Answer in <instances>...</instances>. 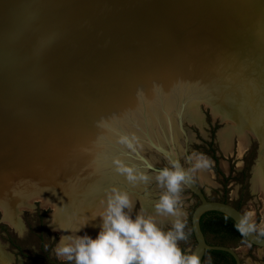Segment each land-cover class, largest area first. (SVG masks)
<instances>
[{
  "label": "rangeland",
  "instance_id": "obj_1",
  "mask_svg": "<svg viewBox=\"0 0 264 264\" xmlns=\"http://www.w3.org/2000/svg\"><path fill=\"white\" fill-rule=\"evenodd\" d=\"M173 2L174 0H0V63L4 59L10 61V66L13 68L12 70L5 69L7 71L6 75L7 77L10 75L13 81L19 83L22 82L20 73L22 72L23 76L28 75V71L33 73L34 65L38 60L45 62L48 67L56 65L53 71L63 67L64 71L60 72L66 73L71 70L70 62L74 59H80L81 53L84 52H87L86 55H88L93 51H98L104 59L108 55H114L116 59L127 61L143 57L141 55L148 53L146 51H159L162 49L168 53L169 58L166 60L168 62L177 59L183 60L187 65L197 67L210 78L214 74L216 80L221 81V86L224 87L223 91L226 95L228 84L223 83L222 78L228 74L229 67L233 70L238 66L236 72L238 70L240 72L237 76L244 79L246 71L244 85L241 87L240 83L236 82L235 85L229 86L228 99L227 96H224L220 103L214 106L217 111L224 114L225 118L234 120L239 124L240 134L234 136L237 137V149L238 140L241 137L247 139L249 147L239 159L236 158V152H233L234 149L230 152L232 156L230 154L224 156L221 152L217 134L220 139V134L224 131H230L231 127L220 118H214L211 108L199 105L203 117L201 125L191 123L187 119L183 120L182 126L186 131L187 140H185L183 132L178 127L175 112H172L171 118H168L169 112L163 113L161 107L156 110V113H160V115L158 114V117H160L158 118L159 122H163V124L174 123L177 129V131L174 130L176 138L174 151L177 153L176 157L179 163L185 170L190 167L187 156L191 158L193 166L198 158L207 161L206 166L200 169H191L194 180L199 183L207 197L212 200H225L234 206H239L244 214L252 213L251 220L257 226V232L259 233L260 227L264 226V191L262 195V190H255L254 183L258 175L262 178L259 173L264 165V142L260 134L256 133L255 128L258 126L257 128L264 131V118H261L262 122H255L247 126L248 120L253 117V115L250 116L251 111H257L259 116L263 112L260 103L257 102L259 99H253L252 103H248L244 99L249 97V83L250 85L254 84L261 76L260 69H264V12H262L264 11V0H250L247 3L244 0H185L187 3L185 11L174 8ZM220 30L224 34L228 33L233 37L231 38V41H233L231 49H233L234 54L231 58L228 57L226 52L221 53L222 56L219 58L216 55V52H218L216 47L218 37L215 36ZM7 37L13 43H10ZM224 37H219V39ZM224 40L227 41V39ZM226 41L224 42L226 43ZM37 49L41 50L40 55H36ZM24 60H27L28 67L22 69L20 63ZM158 62L163 61L159 60ZM3 70V67L0 66L2 77L5 75ZM23 81H25L24 78ZM172 91L173 89L170 87L165 90L159 83L151 84L150 91L146 96H144V92L139 93L144 101L139 100L138 106L127 107L129 109L137 107L139 112L138 121L135 118L132 119L133 116L128 119L134 120L136 122L134 125L147 119L149 125L152 124L151 128L159 131L152 104L156 105L160 100L163 102V99L170 95ZM250 95L254 96L251 98L259 96L258 92L253 90H251ZM143 102L144 105H142ZM0 108L2 111L3 108ZM9 108L12 111L11 113L17 112L14 104L10 105ZM5 109H7V106H5ZM1 111L0 115L3 112ZM241 117L243 119L242 124L237 121V118L240 119ZM23 118L25 119V117ZM172 118H175L174 122ZM3 129L0 130V135L3 137V139L0 138V145L4 146H0V154L8 155L15 152L14 147L18 145L15 137L17 133L15 134L14 130L10 133L7 129ZM246 129L255 133V137L248 136L245 132ZM165 130H167L165 136L171 141L169 128H165ZM155 133V131L150 132V137L157 141L158 137ZM262 136L264 137L263 134ZM161 138L163 139L162 136H160ZM140 140H143V138ZM7 144L12 147V151L5 149ZM234 144H236V140L233 141V146ZM168 147L166 146L167 150ZM221 147L225 153L226 150L222 144ZM141 153L158 171L171 166V162L164 155L150 146L143 149ZM225 160L228 161L230 169L223 172L221 167L223 162H226ZM238 160L241 161L242 165L240 169L236 167ZM0 161L3 162L2 157H0ZM140 167L139 170H142L143 174L147 175L149 179L140 186V191L144 195L131 193L135 197L133 207L130 211L128 209H125V211L133 219L138 214L148 217L142 212L144 211V205L147 204V208L155 209L156 202L166 191L158 185L155 179L158 171L149 167ZM19 175L21 176L22 173ZM23 175L28 177L30 174L23 171ZM40 176L37 177L38 179L31 178L27 184L26 178L12 181L11 179H4L8 177L4 175L0 179V207L7 209L9 212L12 211L10 220L14 221L17 216L19 217L18 220L12 222L13 226H9L0 214V224H5L7 227L6 232L0 228L1 254L9 258L11 264V257H8L6 252L12 256L13 264H19L21 260L50 264L45 263L43 257L29 258L26 256L34 257L47 252V258L52 262L74 264V262L57 258L54 249L60 241V236L55 233V230L66 232L67 228L71 227V230L76 229L75 232H80L81 236L87 234L93 239L96 238L100 229H92L83 225L85 219L97 222L99 216L86 214L82 210L77 212L79 210L77 205H91L92 209L96 210L98 208L99 210L101 206L99 202L104 200L100 193L105 192L107 195L108 188L100 189L99 192L95 193L84 192V190L80 192L64 178L42 176L43 181H41ZM53 180L62 183L57 185V189L48 186V191L52 195L48 193V197L45 198L52 204L60 206L58 208H62L61 210L64 213L68 206L72 209L75 208L74 215L65 217L58 213L54 214L53 210L43 208L39 203L30 206L31 210H23L24 212L18 213L15 205L20 203L28 206L30 198L24 199L14 196V194L17 195L13 191L14 189H33L39 183L49 184ZM140 183L141 181H137L135 185L137 186ZM112 187H115V185ZM56 195L70 198L67 207H64L65 203ZM177 195L178 215H160L163 218L165 216L166 218L172 217V220L160 224L159 227L164 231H168L172 229L173 223L179 220L184 226L183 231L187 238L179 241L178 244L185 254H190L196 243L190 218L199 200L189 192L183 183ZM11 202L16 203L11 207ZM155 213L157 212L155 211ZM58 222H62L59 228L56 227L59 224ZM69 233L73 234L72 231ZM8 237L13 238L15 243L19 244L24 255L17 254L18 250L10 247L9 242L6 240ZM205 237L211 244H221L233 248L239 255L241 264H264V247L239 243V239L233 235L225 232L213 233L208 229H205ZM45 245H47L46 250ZM40 247L43 248V251L39 249ZM245 247L247 248L243 250Z\"/></svg>",
  "mask_w": 264,
  "mask_h": 264
},
{
  "label": "water",
  "instance_id": "obj_2",
  "mask_svg": "<svg viewBox=\"0 0 264 264\" xmlns=\"http://www.w3.org/2000/svg\"><path fill=\"white\" fill-rule=\"evenodd\" d=\"M8 41L13 43L9 38ZM146 52L148 53L141 55L143 57L127 61L116 59L114 55H108L104 59L98 51H93L88 55H86L87 52H84L81 53L80 59H74L70 64L66 62L71 67V70L66 73L60 72L64 71L63 67L53 71L56 65L48 67L45 62L38 60L34 65V75L29 71L28 75L24 76L22 72L20 73L23 83L13 81L10 75L7 77L5 69L12 70L13 67L10 66L9 60L4 59L0 63L5 74L3 77L0 75V107L3 108V112L0 108L2 112L0 130L5 128L10 133L14 130L17 137L24 138V141L26 139L29 153L37 157L32 158L34 163H39L41 158L46 159L45 154L52 156V158L64 162L67 171H69L68 174H71L73 178L93 177L95 180L103 176L101 180L106 182L107 175L112 170L110 166H115L113 161L115 159L126 160L129 153L141 155L143 164L137 165V168L142 166L158 171L142 155L139 147L135 146L134 138L132 141L135 147L133 146L132 149L118 142L122 135L126 136V132H129L127 130L135 131L136 129L135 122L128 118L133 116L132 119H138V109L137 107L134 109L127 107L138 106L139 100L144 101L139 93L144 92V96H146L150 91L151 84L154 83L161 84L165 90L168 87L173 89L176 86H182L186 90L192 88L198 90L215 105H218L228 93L227 95L224 93V87H221L214 74L210 78L204 75L203 71L197 67H190L183 60L166 61L169 58L166 50ZM159 60L163 62H158ZM26 61L20 63L22 69L28 67ZM246 75V71L245 79L236 75L237 82L241 87L245 83ZM13 104L17 109L15 113H11L9 108ZM125 111H129L130 115H126ZM121 112L124 114L120 115ZM116 115L118 118L114 119V123L118 127L110 126L113 124L112 117L114 118ZM176 119L179 129L187 140L186 131L182 126V114L176 113ZM104 124L107 125L104 126ZM114 128L115 130H113ZM119 131H124L125 134H119ZM96 132H99L101 137L97 140L98 142L93 143ZM92 133L93 135H91ZM87 134L90 140L85 143ZM0 138L3 139L1 135ZM20 145V148L23 147L22 142ZM149 146L164 155L171 163L178 162L179 167L187 173L182 183L199 200L190 218L191 229L196 241L190 254L198 255L201 264H241L239 255L233 248L226 245L210 244L206 241L200 225V218L204 212L213 210L229 216L237 223L245 214L229 202L209 199L199 183L194 180L191 171V158L187 156L190 164L187 170L179 163L176 157L177 153L174 151L176 146L173 147L168 143L163 146L150 143L143 149H147ZM166 146H169L168 150ZM89 147L100 149L101 155L99 156L101 157L98 162L91 159L87 162L89 157L84 155L89 151ZM11 148L7 144L5 149L12 151ZM96 167L106 171L100 170V172L103 171L101 172L103 175H101L93 171ZM121 176L125 179V176ZM126 184L129 187L126 185L125 187L131 189V183H129L130 185ZM99 185L101 183L97 184V186ZM133 190L139 195H144L140 191V186H135ZM243 237L250 245L264 247V236H260L257 231L249 232Z\"/></svg>",
  "mask_w": 264,
  "mask_h": 264
},
{
  "label": "bare ground",
  "instance_id": "obj_3",
  "mask_svg": "<svg viewBox=\"0 0 264 264\" xmlns=\"http://www.w3.org/2000/svg\"><path fill=\"white\" fill-rule=\"evenodd\" d=\"M248 1H250V0H244L245 3H247ZM186 4L187 3L185 2V0H174V2L172 3L173 7L179 11H183V10L185 11V5ZM262 12H264V11H262ZM261 28L262 27H260V29ZM261 30H263V29H261ZM215 37H218V43L216 46L217 51H218V52H216L217 57L219 58L220 56H222L221 53L226 52V53H228V57L231 58L234 54L233 49H231L232 48L231 45L233 44V41H231L232 40L231 38H233V37H231V35L228 33L224 34V32L222 30H220L216 34ZM219 37H224V38L219 39ZM224 39H227V41ZM224 41H226V43ZM216 65L218 66L217 62H216ZM236 67L237 68H235L233 70L231 67H229L230 70H229L228 74H226V76H223V78H222V82L228 84L227 93L229 91L228 87L235 85L237 82L236 75L238 74V72H240V70H238L236 72V69H238V66H236ZM220 68H222V67L220 66ZM261 82L263 83V85H261ZM220 84H222V83H220ZM251 90H253L254 92H258L259 96H255L256 98H251V97H254V96L250 95ZM248 92H249V95H248L249 97L248 98L246 97L244 99V101H248V103L249 102L252 103L253 99H259V100H257V102L260 103V107L262 108L263 114L259 116L257 114V111H254V112L251 111L250 116L253 115V117H252V119L248 120L247 126L251 125L255 122H257V123L262 122L261 118L262 117L264 118V77H262V75L259 76V79L254 84L250 85V83H249ZM257 97H260V98H257ZM204 101H206V102H204ZM200 104L203 105L205 108L206 107L211 108L214 118L215 117L220 118V120H223L224 123L230 125L232 130L230 129V131H224L223 133L220 134L221 144L227 152L232 138H234V136H236V135L238 136L240 134L239 124L236 123V121H234V120H229V119L225 118L224 114H222L221 112L216 110V108L214 107L216 105L213 104L212 101L209 100V98H207V96L205 98V96L203 94H201L198 90H196L194 88L186 90V88H183L182 86L181 87L180 86L174 87L172 93L170 95H167L166 98L163 99V102H161V100H160L159 103H157L156 105L152 104V107H153L152 110L156 116L155 119L158 121L157 124H158L159 131L157 129H156L157 130L156 131L155 128H151L152 124L149 125L147 119H145V120H141L139 122L140 124L135 125V127H136L135 131H133V129L130 130L128 128L129 130H127V131H129V132H126V136L127 137L129 136V139H131V140H133V138H134V140H133L134 144H135V146L139 147L140 151H142L143 148H145V146L150 145V143H154L155 145H158V146L159 145L163 146V145H166L168 143L169 145L174 147V146H176V138L174 135V130L177 131V129H176L174 123H172V124H165L164 123L165 124V126H164L163 122L162 123L159 122L158 118H160V117H158V114L160 115V113L157 114L156 110L161 107L162 111H164L163 113L169 112L168 118H171V114H173L172 112L181 113L183 120L187 119L191 123H194L196 125H201V123L203 122V117H202V114L200 112V107H201V106L199 107ZM124 113L128 116L130 115L129 111L128 112L125 111ZM118 116L120 117V115H118ZM116 118H118L117 115L114 118L112 117L111 120H112L113 124H110V126L118 127V125L117 124L115 125V123H114V119H116ZM164 119H165V115H164ZM135 120L138 121L137 118H135ZM172 120L174 122L175 118H172ZM142 121L145 123H143ZM237 121L242 124V121H243L242 117L240 119L237 118ZM133 122H134V120H133ZM105 125H107V124H104V126ZM169 125H170V127H169ZM164 127L169 128L168 132H169L170 136L172 137L171 141H169V139H167V137L165 136L167 130H165ZM257 127L258 126H256V128H255L256 133L260 134V136L263 138L262 141L264 142V137L262 136V134L264 135V131L260 128H257ZM107 128H108V126H107ZM113 130H115V128ZM153 130L156 132L155 135L158 137L157 141H154L150 137V132H154ZM237 132H239V133H237ZM245 132L248 136H250L252 138H254L256 135L255 133H253L249 129H246ZM118 133L119 134H122V133L125 134L124 131H119ZM91 135H93V133ZM160 136H162L163 139L162 138L160 139ZM15 137L17 139L16 141H18L17 144L19 143L15 147L13 146L15 152H11L9 155H6L4 153L0 154V157H2V161H3V162L0 161V179L4 175L9 177V178L6 177L4 179H11L12 181L13 180L16 181L17 179L26 178L25 180H26V184H27V182L29 183V181L33 177L38 179L37 177H39V175H41L40 176L41 181H43L42 176L59 177L61 179L64 178V179L68 180L69 183L73 184V186H75L76 189H78V191H80V192H82L84 190V192L89 191L92 193L99 192L100 189H105V188H108V193H109L110 189L113 188L112 186L115 185V187L118 188L120 191H122L123 189H124L123 191L127 190L126 192L129 194V197L132 200V204H133L134 199H135L133 194L136 193V191H134L133 188L136 186L135 184L137 181L135 183H131V186H133V187L130 186L131 189H129L128 188L129 186L126 183L129 184L130 182L128 180H126V178L124 179L119 173L116 172V170H115L116 166H110L112 170L109 172L110 174L107 175V181L106 182L104 180H101L103 178V176H102V178L99 177V179H95V180L93 179V177H88V178L83 177L81 179L80 178H73V177H71V174H68L69 171H67V168H66L64 162L60 161L58 159L52 158V156H48L45 154L44 156L46 159L41 158L39 163H34L32 158H37V157L32 156L29 153V150L27 149L28 141L26 139L24 141V138H19L17 136H15ZM99 137H101L100 133L96 132L94 137H93V143L98 142L97 140L99 139ZM141 138H143V140H140ZM87 140H90L88 134L86 136L85 143L87 142ZM20 142H22V146H23V147H21L22 149L20 148V146H21ZM83 145H84V142H83ZM99 148H101V147H99ZM247 148H248L247 139L245 137H241L238 140V150H239V156L238 157H241L243 151H245ZM35 149H37V148H35ZM81 149H82V147H81ZM83 150L85 151V149H83ZM97 150H98L97 147H92V148L89 147V151L86 153V155H84V156L89 157L87 159V162L90 159L92 161H97V162L99 161V157H101L99 155H101V152L99 151L100 149L98 151ZM12 153H15V154H12ZM262 154H263V152H262ZM128 155L129 156L126 158V160H122V162L125 161L124 163L128 164L129 166L131 164V167L133 165V168L137 170V174L143 173L142 170H139L141 168H139V167L137 168V165H142V162H143L141 159V155H135L133 153H129ZM28 157H30V159H28ZM6 160L9 162H7ZM11 161H15V162L12 163ZM227 165H228L227 162H223L222 168H224L226 170ZM262 169H264V165L260 170L261 172L259 173L261 175L262 174L264 175V173H262ZM100 170L106 171L105 169H102V168L100 169V167H96L93 169V171H96L97 173L101 174V172H103V171L100 172ZM23 171L26 173H29L30 175L28 177H24ZM21 173H22V175L20 176L19 174H21ZM101 175H103V174H101ZM263 175H262V178H260V175H258L256 180H255V183H254L255 190H257V191L262 190V195H263V191H264V184H263V180H262L264 178ZM59 183H62V182L53 180L49 184H45L43 182L39 183V185L36 184L37 186L34 187L33 189H28V188H25L23 190L14 189L13 191L15 193H17V195L14 194V196L24 198V199L30 198V200H29L28 206L21 205L20 203L15 205L16 202H11L10 205H11V207L15 205L17 210H18V213H20L23 210H31L30 206H34L35 203H39L42 205L43 208L53 210L54 214L58 213L61 216L71 217L76 212V209L75 208L72 209L69 206L67 207L68 201H70L69 197L56 195V196H58V198L60 200H62V202L65 203L64 207L65 206L67 207L66 208L67 210L65 211V213H64V211L61 210L62 208L61 209L58 208L60 206H56L55 204H52L51 202H49L45 198V197H48V195H49L48 193H50L48 191L49 190L48 186H53L54 188L56 187L55 189H57V185H60ZM98 183H101V185L97 186ZM142 184H144V182H141L137 186L139 187ZM119 185L123 186L124 188L121 186L119 187ZM125 185L128 187H125ZM131 193H133V194H131ZM100 194H102L101 196L104 200L99 202L101 204V206L99 207V210H98V208H96V210L92 209L91 205H82V204L77 205V207L79 208V210H77V212L82 210L86 214H90V215L92 214L93 216H96V217L99 216L97 222L85 219L84 225H83L84 227L86 226V227H89L92 229H97V228L100 229V225L102 224V220L100 218V213H102L104 211V209L106 207V199H107V195L105 192H102ZM137 194L138 193H136L134 195H137ZM144 206H145L144 211H142V212H144L143 214H145L148 217L149 216L152 217L158 226L160 224H164L165 222L169 221L170 219L172 220V217L166 218V216H165L163 218L164 215L160 216L159 214L155 213V211H156L155 209L152 210L149 207L147 208V204H145ZM0 214L2 215L3 220L5 218L4 222L6 224H8L9 226H13L12 222H15L19 218L17 216L16 220H14V221L10 220L12 211L10 210V212H9L7 209H5L3 207H0ZM263 216H264V214H263ZM58 223L59 224L56 226L57 228L60 227V225H61L60 223H62V222H58ZM75 230L76 229L71 230V227H68L66 232H64V231L62 232V231H59L58 229H56L55 233H57L60 236V238L62 236H67V235L72 236L73 234H75L73 236H81L80 232H78V231L75 232ZM70 231H72L73 234L69 233ZM246 248L247 247L243 248V250H245Z\"/></svg>",
  "mask_w": 264,
  "mask_h": 264
},
{
  "label": "clouds",
  "instance_id": "obj_4",
  "mask_svg": "<svg viewBox=\"0 0 264 264\" xmlns=\"http://www.w3.org/2000/svg\"><path fill=\"white\" fill-rule=\"evenodd\" d=\"M41 50H36L40 55ZM119 143L129 149L133 141L127 136H121ZM117 173L125 176L130 183L147 182L149 177L125 164L119 159L113 161ZM207 165V161L197 159L194 169ZM187 173L178 162H172L170 167L162 168L156 174L159 186L166 189L155 204L159 215H178V193ZM133 207L132 200L126 191L113 187L107 194L106 207L100 218L102 224L96 238L85 234L83 236H62L54 249L57 258L74 262V264H201L196 254H185L178 242L185 240L183 224L179 220L173 223L172 229L164 231L152 217L138 214L133 219L129 211ZM252 213H246L236 224V230L245 236L257 231V226L251 220ZM259 234L264 236V226ZM47 245H45V250Z\"/></svg>",
  "mask_w": 264,
  "mask_h": 264
},
{
  "label": "trees",
  "instance_id": "obj_5",
  "mask_svg": "<svg viewBox=\"0 0 264 264\" xmlns=\"http://www.w3.org/2000/svg\"><path fill=\"white\" fill-rule=\"evenodd\" d=\"M225 201V200H224ZM226 202V201H225ZM239 208V206H236ZM235 222L227 215L217 212V211H206L201 215L200 218V225L203 230L208 229L209 231L213 233H220L222 230H227L232 233H235L237 236L245 240V238L236 230L235 228ZM0 228L2 231H7V227L5 224H0ZM5 239V238H4ZM6 240L9 242L11 248H16L18 250L17 254L24 255L21 251V247L19 244L15 243L14 239L11 237L6 238ZM41 251H43V248H39ZM48 253V252H47ZM47 253H42L37 256L31 257L29 255H26L29 258H38V257H43L45 263H50V264H60L56 262H52L47 258Z\"/></svg>",
  "mask_w": 264,
  "mask_h": 264
},
{
  "label": "crops",
  "instance_id": "obj_6",
  "mask_svg": "<svg viewBox=\"0 0 264 264\" xmlns=\"http://www.w3.org/2000/svg\"><path fill=\"white\" fill-rule=\"evenodd\" d=\"M260 75H262V77H264V69H260ZM261 85H263V83L261 82ZM225 128V126L223 127V129ZM222 129V128H221ZM217 134V133H216ZM217 139H218V142H219V146H220V149H221V152L223 153V155L224 156H227L228 154H230V152H231V150L232 149H234V151L233 152H236L235 154H236V158H241L242 157V155H243V153L248 149H246L245 151H243V153H242V155H241V157H238V149H237V137H234V138H232V140H231V142H230V145H229V147H228V151L227 152H223V150H222V147H221V141H220V139L218 138V134H217ZM235 140H236V144H234V146H233V141L235 142ZM250 144V143H249ZM249 147V146H248ZM230 156H232V154H230ZM227 158V157H226ZM260 158V157H259ZM222 161V160H221ZM226 162H227V169L225 170L224 168H222L221 167V162H220V167L222 168V170H223V172H226V171H229V169H230V165H229V163H228V161L227 160H225ZM241 161H239L238 160V162H237V164H236V167L238 168V169H240L241 168ZM255 168V167H254ZM192 169H193V165H192ZM253 172H254V170L252 171V174H253ZM262 173H264V169L262 170ZM193 175V174H192ZM263 175V174H262ZM252 177V176H251ZM263 177H264V175H263ZM197 178H198V176H197ZM199 179V178H198ZM250 180H251V178H250ZM263 180V184H264V178L262 179ZM206 182H207V179H206ZM250 187H251V182H250ZM251 189V188H250ZM252 191V190H251ZM252 192H254V191H252ZM1 244V243H0ZM2 248H3V246H2ZM3 250V252H5V250L4 249H2ZM2 252V253H3ZM6 254H7V256L8 257H11V260H12V264H13V258H12V256L10 255V254H8V252H6ZM20 263L19 264H42V263H39L38 261H32V260H28V261H26V260H21V261H19ZM0 264H11L10 263V259L9 258H6V256L4 255V254H1V250H0Z\"/></svg>",
  "mask_w": 264,
  "mask_h": 264
},
{
  "label": "flooded vegetation",
  "instance_id": "obj_7",
  "mask_svg": "<svg viewBox=\"0 0 264 264\" xmlns=\"http://www.w3.org/2000/svg\"><path fill=\"white\" fill-rule=\"evenodd\" d=\"M223 201V200H222ZM220 232H225L226 234H229V235H233L235 238H237V239H239V243H247V241L246 240H243L242 238H240L239 236H237L235 233H232V232H230V231H227V230H222V231H220ZM204 233V236H205V231L203 232ZM258 233V232H257ZM259 234V233H258ZM260 235V234H259ZM261 236V235H260ZM205 239H206V237H205ZM206 241H207V239H206ZM208 242V241H207ZM209 243V242H208ZM211 244V243H210ZM219 245H221V244H219Z\"/></svg>",
  "mask_w": 264,
  "mask_h": 264
}]
</instances>
